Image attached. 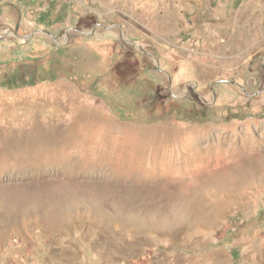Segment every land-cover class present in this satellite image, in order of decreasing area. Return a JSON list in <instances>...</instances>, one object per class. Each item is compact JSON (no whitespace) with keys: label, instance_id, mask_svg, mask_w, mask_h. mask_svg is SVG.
I'll use <instances>...</instances> for the list:
<instances>
[{"label":"rangeland","instance_id":"rangeland-1","mask_svg":"<svg viewBox=\"0 0 264 264\" xmlns=\"http://www.w3.org/2000/svg\"><path fill=\"white\" fill-rule=\"evenodd\" d=\"M1 36L0 264H264V0H0Z\"/></svg>","mask_w":264,"mask_h":264},{"label":"trees","instance_id":"trees-1","mask_svg":"<svg viewBox=\"0 0 264 264\" xmlns=\"http://www.w3.org/2000/svg\"><path fill=\"white\" fill-rule=\"evenodd\" d=\"M31 84H32V83H31ZM21 85H26V84L22 83Z\"/></svg>","mask_w":264,"mask_h":264},{"label":"water","instance_id":"water-1","mask_svg":"<svg viewBox=\"0 0 264 264\" xmlns=\"http://www.w3.org/2000/svg\"><path fill=\"white\" fill-rule=\"evenodd\" d=\"M3 37L1 36L0 39H2Z\"/></svg>","mask_w":264,"mask_h":264}]
</instances>
